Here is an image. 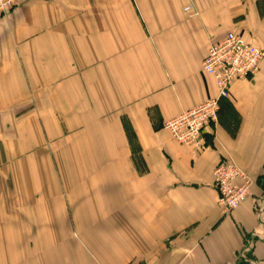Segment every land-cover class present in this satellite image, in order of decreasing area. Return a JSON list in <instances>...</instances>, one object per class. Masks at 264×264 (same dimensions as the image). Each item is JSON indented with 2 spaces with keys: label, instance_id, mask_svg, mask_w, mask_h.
<instances>
[{
  "label": "crops",
  "instance_id": "obj_1",
  "mask_svg": "<svg viewBox=\"0 0 264 264\" xmlns=\"http://www.w3.org/2000/svg\"><path fill=\"white\" fill-rule=\"evenodd\" d=\"M229 31L264 48V0H24L1 16L0 264H264V60L200 147L164 127L217 93L202 63ZM223 159L252 179L231 213Z\"/></svg>",
  "mask_w": 264,
  "mask_h": 264
},
{
  "label": "built area",
  "instance_id": "obj_2",
  "mask_svg": "<svg viewBox=\"0 0 264 264\" xmlns=\"http://www.w3.org/2000/svg\"><path fill=\"white\" fill-rule=\"evenodd\" d=\"M23 1L0 0V18ZM190 9L191 6L186 7V10ZM263 60L264 48L236 31H229L212 42L203 59L202 69L214 78L217 93L165 121L164 127L169 130L173 139L194 149L200 147L203 129L217 119L221 100L230 97L231 87L236 81L255 76L260 71ZM214 176L219 204L224 213H231L249 196L252 179L230 159H223L217 164Z\"/></svg>",
  "mask_w": 264,
  "mask_h": 264
},
{
  "label": "rangeland",
  "instance_id": "obj_3",
  "mask_svg": "<svg viewBox=\"0 0 264 264\" xmlns=\"http://www.w3.org/2000/svg\"><path fill=\"white\" fill-rule=\"evenodd\" d=\"M244 259H250V257L249 256H247L246 258H244ZM243 259V260H244ZM251 260V259H250ZM242 263H245V261H242Z\"/></svg>",
  "mask_w": 264,
  "mask_h": 264
}]
</instances>
